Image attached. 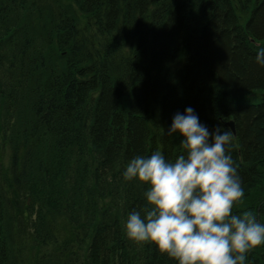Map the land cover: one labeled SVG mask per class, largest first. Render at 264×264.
Instances as JSON below:
<instances>
[{"label": "trees", "instance_id": "1", "mask_svg": "<svg viewBox=\"0 0 264 264\" xmlns=\"http://www.w3.org/2000/svg\"><path fill=\"white\" fill-rule=\"evenodd\" d=\"M262 47L264 0H0V264H176L127 237L147 185L122 173L183 154L188 106L234 122L233 211L264 215Z\"/></svg>", "mask_w": 264, "mask_h": 264}, {"label": "clouds", "instance_id": "2", "mask_svg": "<svg viewBox=\"0 0 264 264\" xmlns=\"http://www.w3.org/2000/svg\"><path fill=\"white\" fill-rule=\"evenodd\" d=\"M255 60L264 67V47ZM177 134L183 154L174 161L157 150L124 168L125 181L147 185L145 205L127 215V237L155 245L176 264H246L248 254L264 246V215L233 211L245 193L230 152L232 130L209 129L188 106L167 129Z\"/></svg>", "mask_w": 264, "mask_h": 264}, {"label": "bare ground", "instance_id": "3", "mask_svg": "<svg viewBox=\"0 0 264 264\" xmlns=\"http://www.w3.org/2000/svg\"><path fill=\"white\" fill-rule=\"evenodd\" d=\"M16 99V98H15ZM18 99V98H17ZM6 117H9V115H6L5 116V113H4V111H0V129H2V128H4V127H6V123H5V121H4V119L6 118ZM11 117V116H10ZM229 123H233V125L235 126V124H234V122L233 121H229V122H227L226 123V125H227V127H229L228 126V124ZM19 124V121H16V125H18ZM230 128V127H229ZM1 130H0V136H1Z\"/></svg>", "mask_w": 264, "mask_h": 264}, {"label": "rangeland", "instance_id": "4", "mask_svg": "<svg viewBox=\"0 0 264 264\" xmlns=\"http://www.w3.org/2000/svg\"><path fill=\"white\" fill-rule=\"evenodd\" d=\"M263 171H264V167H263ZM257 185H254L252 187H250L249 191L250 192H254L255 190H258L257 187H264V178H260L257 183ZM257 188V189H256Z\"/></svg>", "mask_w": 264, "mask_h": 264}, {"label": "water", "instance_id": "5", "mask_svg": "<svg viewBox=\"0 0 264 264\" xmlns=\"http://www.w3.org/2000/svg\"><path fill=\"white\" fill-rule=\"evenodd\" d=\"M228 126L230 127V129H231L233 132L235 131V128H234L233 123H229Z\"/></svg>", "mask_w": 264, "mask_h": 264}]
</instances>
